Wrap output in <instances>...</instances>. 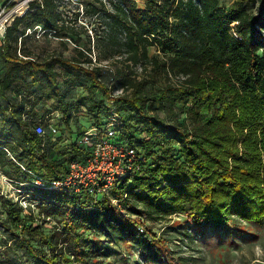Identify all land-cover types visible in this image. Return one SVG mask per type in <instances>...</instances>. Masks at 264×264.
Here are the masks:
<instances>
[{
    "label": "trees",
    "instance_id": "trees-1",
    "mask_svg": "<svg viewBox=\"0 0 264 264\" xmlns=\"http://www.w3.org/2000/svg\"><path fill=\"white\" fill-rule=\"evenodd\" d=\"M96 2L104 6L114 55L125 56L127 73L120 77L61 55L34 59L24 48L28 30L58 33L61 15L54 0L33 3L7 28L1 49L6 70L0 76V163L17 173L20 184L33 188L29 172L53 182L67 175L71 161L85 159L87 153L72 144L66 162L52 160L44 151L49 137L35 130L44 122L32 116L33 107L13 97L22 88L26 100L59 101L64 118L70 105L59 86L58 67L85 81L94 113L87 129L106 121V102L122 91L115 98L125 117L122 134L139 139L146 161L142 171L95 205L87 193L29 189L40 199L39 213L55 226L47 232L32 213L26 219L21 209H9L0 229L9 231V241L24 251L23 264H101L111 254V243L122 242L153 262L160 243L155 235L148 239L145 223L178 214L196 225L224 226L234 218L263 224L264 0H239L229 9L219 0H107L110 10L104 0ZM137 66L164 73L171 84L147 93L144 82L132 78ZM155 104L170 112L181 104L185 120H161L150 111ZM66 121L69 125L70 115ZM144 133L148 141L140 139Z\"/></svg>",
    "mask_w": 264,
    "mask_h": 264
},
{
    "label": "rangeland",
    "instance_id": "rangeland-1",
    "mask_svg": "<svg viewBox=\"0 0 264 264\" xmlns=\"http://www.w3.org/2000/svg\"><path fill=\"white\" fill-rule=\"evenodd\" d=\"M54 1L61 15L58 33L44 34V31L37 27L35 33V29L28 30L29 36L24 41V48L32 51L34 59L61 55L80 62L85 68H89L91 64L100 65L108 71L109 77L116 78L120 77L121 72L127 73L123 63L125 56L114 55L117 48L109 45L108 31L101 14L104 6L100 2ZM106 1L104 0L107 3L105 9H112ZM237 1L239 0H219V3L222 8L229 9ZM2 45L0 76H4L6 70L1 58ZM156 50L154 47L150 49L151 53L155 54ZM57 71L59 86L69 100L68 115L71 117L69 125L66 121L68 115L62 117L63 105L59 101L39 100L36 96L26 100L22 88H17L18 95L16 92L13 97L18 104L25 102L28 103V109L33 107L32 116L42 119L46 129L50 126L57 128L58 133L46 139L44 151L52 160L66 162L70 158V153L67 152L70 150L69 144L72 143L70 136L75 132L83 134L88 130L86 127L92 121L94 113L90 111L89 93L83 84L85 81H79L73 75L66 76L59 67ZM133 71L135 74L132 78L137 82L143 81L144 91L147 93L159 91L171 84L164 73L156 74L151 68L145 71L142 66H137L133 67ZM178 82L175 79L173 83ZM113 86H117V80H114ZM128 91L127 93L130 94L131 90ZM181 110V104H178L173 112L160 108L159 104H155L154 111L150 109L151 113L170 124L185 120ZM139 137L142 139L147 137V134L144 133ZM14 157L13 154L10 159ZM18 179L19 176L13 169L0 163V220L7 219L10 208L21 209L26 219L32 213L37 224L47 232L52 231L55 224L39 213L40 199L35 194L29 193L30 186L20 184ZM25 204L29 207L27 210L24 209ZM145 225L151 232L147 236L148 239H151V235H155L160 243L158 258L153 257V262H147L142 252L131 243L122 242L118 245L111 243V254L107 258H101V264H264V223H249L234 218L230 224L224 226L205 223L196 225L188 219V216L178 214L157 223L147 221ZM0 230V264H8L12 260L13 263L23 264L24 251L15 247L13 241H9L11 235L9 231Z\"/></svg>",
    "mask_w": 264,
    "mask_h": 264
},
{
    "label": "built area",
    "instance_id": "built-area-1",
    "mask_svg": "<svg viewBox=\"0 0 264 264\" xmlns=\"http://www.w3.org/2000/svg\"><path fill=\"white\" fill-rule=\"evenodd\" d=\"M33 3L42 4L43 0H0L1 42L5 39L7 28L17 18L24 17ZM234 35L238 37L236 33ZM121 94L122 91H116L107 101L108 117L102 125L89 128L83 134L70 136L72 143L69 145L76 144L82 148L87 153L85 159L71 161L67 175L53 182L29 172L34 177L30 184L32 190L66 191L77 195L87 193L92 198L91 205H95L105 196L111 197L116 186L142 171L146 161L145 149L139 139L130 140L121 131L125 117L119 112L115 101ZM35 130L41 138H51L58 133L54 126H50L47 131L41 123ZM148 140L145 137V141ZM112 202L118 205L117 200L112 199ZM28 208L25 204L24 209Z\"/></svg>",
    "mask_w": 264,
    "mask_h": 264
},
{
    "label": "crops",
    "instance_id": "crops-1",
    "mask_svg": "<svg viewBox=\"0 0 264 264\" xmlns=\"http://www.w3.org/2000/svg\"><path fill=\"white\" fill-rule=\"evenodd\" d=\"M2 45V42L0 41V46Z\"/></svg>",
    "mask_w": 264,
    "mask_h": 264
}]
</instances>
